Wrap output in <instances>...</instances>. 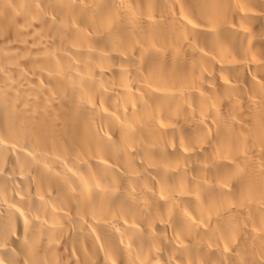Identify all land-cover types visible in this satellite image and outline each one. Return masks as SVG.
Returning a JSON list of instances; mask_svg holds the SVG:
<instances>
[{
  "label": "bare ground",
  "instance_id": "6f19581e",
  "mask_svg": "<svg viewBox=\"0 0 264 264\" xmlns=\"http://www.w3.org/2000/svg\"><path fill=\"white\" fill-rule=\"evenodd\" d=\"M0 264H264V0H0Z\"/></svg>",
  "mask_w": 264,
  "mask_h": 264
}]
</instances>
